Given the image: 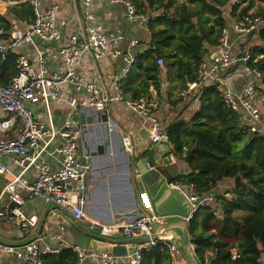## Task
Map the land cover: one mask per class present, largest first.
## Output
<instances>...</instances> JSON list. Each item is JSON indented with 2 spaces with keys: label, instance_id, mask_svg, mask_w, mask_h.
Segmentation results:
<instances>
[{
  "label": "built area",
  "instance_id": "2783aa9c",
  "mask_svg": "<svg viewBox=\"0 0 264 264\" xmlns=\"http://www.w3.org/2000/svg\"><path fill=\"white\" fill-rule=\"evenodd\" d=\"M93 0H82L85 7V26L82 32L72 33L66 41L59 46L58 54L62 58V65L49 71L46 56L50 54L51 47H38L35 38L39 37L47 42L62 40L61 31L57 25V12L59 6L52 4L45 6L44 0H16L13 3H29L34 10L35 20L22 26H15L7 38L1 36L0 53L5 57L9 50L17 49L23 44L32 43L37 49V57L31 60L26 54H19L16 59L17 73L8 85L0 82V108L10 113V118L0 122V131L5 132L12 128L5 136H0V173L5 174L8 167L4 161L6 156H13L14 163L21 170L9 180L0 194V222L10 218L15 221L19 238L29 236L37 226L39 217L28 216L22 206L27 199L41 198L44 201H54L66 207L76 219L89 223L91 228L97 229L103 235L114 237H132L149 235L152 232L150 221H157L158 217L142 214L127 224H103L91 220L89 210V176L92 164L88 159L79 155V145L83 134V125L75 117L81 108H92L95 111L107 109L113 102H122L129 109L140 115L151 131L149 139L153 142L167 136L166 127L157 115L159 102L154 97H143L138 100H127L123 95L120 81L127 77L133 69L138 53L134 49L138 40H132L127 50L120 47L122 35L106 32L98 24L93 23L95 14L90 9ZM126 6L127 17L135 20L144 17L135 4L130 0H110ZM4 0H0L3 3ZM9 3V4H10ZM145 18V17H144ZM147 21V20H146ZM264 25V16L246 15L235 24L238 34L245 36ZM143 52V51H142ZM89 54L95 60L106 57H122L124 64L118 75L108 77L115 86L112 93L107 86L90 80L81 70L79 64L83 57ZM250 53L243 57L245 71L250 74L246 86L240 92H232L226 88L225 79L221 70L231 67L240 58L232 50L228 27L222 30L219 44L215 53L201 62L197 78L189 84V90L200 92L208 84H216L221 91L225 103L232 108L240 119L241 127L252 133H264V114L258 97V80L261 73L248 65ZM163 67L164 60H158ZM66 85H72L82 96L70 95L66 98ZM27 101L40 102L50 107L51 102L66 101L68 110L63 126L56 127L47 124L27 105ZM131 132L124 136L127 150H132ZM52 143H55L52 145ZM49 156L51 160H48ZM171 157L175 160L174 156ZM53 159L57 167H53ZM34 168V178H29V170ZM177 188L191 204V214L212 208L214 215L222 217L221 202L223 198H231V191L217 194L213 192L199 193L185 185L184 178L171 184ZM7 203L2 206V202ZM15 202L10 208L9 203ZM148 208L152 210L149 205ZM43 238L57 240V246L43 244ZM169 246L172 263L186 264L182 250L175 244L173 233L161 237L149 248L158 242ZM63 248H72L78 255V264H142V250L133 254L116 256L110 252H100L89 247H80L64 237L62 232L48 230L47 235L23 245H14L0 241V252H7L14 257L34 264H42L43 256L58 253ZM233 258L239 257L238 250H232Z\"/></svg>",
  "mask_w": 264,
  "mask_h": 264
},
{
  "label": "trees",
  "instance_id": "16d2710c",
  "mask_svg": "<svg viewBox=\"0 0 264 264\" xmlns=\"http://www.w3.org/2000/svg\"><path fill=\"white\" fill-rule=\"evenodd\" d=\"M146 16L151 32L150 46L138 53L131 72L121 83L127 100L152 97L151 87L162 88L161 73L166 70L173 88H188L198 76L199 65L216 48L222 30L228 26L224 9L231 3L230 17L241 20L250 14L256 1L264 0H130ZM246 3L240 7L239 3ZM172 8L173 11L171 10ZM252 15L264 16V8ZM35 20L29 3H17L0 13L1 36L7 38L15 22ZM260 43L250 49L248 65L261 73L259 99L264 114V25L249 34ZM18 53H0V82L8 85L17 73ZM247 54H244L245 57ZM164 60L163 68L158 64ZM200 108L186 120L178 114L166 127L172 153L185 161L189 173L185 183L199 193H209L226 178L234 180L223 198L222 217L212 208L199 211L190 221V238L200 264H264V133L245 131L235 111L228 107L216 84L204 86L197 94ZM182 177L179 178V180ZM244 212V219L238 213ZM217 224V232L213 230ZM235 237V241L230 239ZM239 257L233 258V249ZM212 252L210 255L208 252ZM142 264H173L169 246L158 242L142 250ZM72 248L43 256L42 264H78Z\"/></svg>",
  "mask_w": 264,
  "mask_h": 264
},
{
  "label": "crops",
  "instance_id": "0c3cea01",
  "mask_svg": "<svg viewBox=\"0 0 264 264\" xmlns=\"http://www.w3.org/2000/svg\"><path fill=\"white\" fill-rule=\"evenodd\" d=\"M13 1L16 0H4L3 3H0V13L6 14L10 6L17 4L10 3ZM184 1L186 0H179V2ZM233 2L224 9V16L228 20L227 27L229 29L232 50L240 60L234 63L231 67L222 69L221 76L225 79V86L227 89L232 92H240L246 86L249 77L251 76L245 71V62L242 59L243 55L249 54L250 49L260 43V40L258 36H255L251 42H247L249 35L242 36L238 34L235 28V24L238 20L230 17L231 5ZM52 4H57L59 6L57 12V25L61 31L62 40L47 42L39 37L35 38V44L38 47L43 48L47 45L51 47L50 54L46 56V64L49 71H53L58 66L62 65V58L58 54L59 46L66 41L70 34L82 32L85 26V7L82 0H44L45 6H51ZM245 4L246 3L243 2L239 3L240 7L245 6ZM263 8L264 2L256 1V5L250 12L255 13ZM90 9L95 14L93 23L101 25L106 32L119 33L122 35L123 39L121 40L120 47H122L123 50H127L128 45L132 40L139 41L134 49L135 52H142L149 48L151 32L146 25V16H144L145 18L139 17L135 20H130L127 17L126 6L121 3H113L110 0H93ZM173 9L174 8L171 10L173 11ZM15 26H22V24L20 25L15 22ZM12 51L18 54H26L31 60H34L37 57V49L32 43L23 44L17 49H12ZM215 51L216 48L211 47L208 56L211 57ZM123 64L124 60L122 57H106L100 60H95L91 55L86 54L79 64V69L90 80L107 86L112 93H115V86L112 84V80L108 76L111 74L118 75ZM161 79V91L158 93L153 87H151V93L152 97L156 98L159 102L157 115L161 119L164 127H167L178 114L183 115L184 119L189 120L201 105L200 98L197 95L198 92L189 90V86L185 90H182L180 87L173 88L167 79L166 70L164 68L162 69ZM121 81L119 83H121ZM65 91L66 98L70 95L82 96V93H78L72 85H66ZM26 105L33 110L41 120L48 125L54 124L56 127L63 126L69 107L66 101L61 103L51 102L49 108L40 102L34 101H27ZM261 106L263 108L262 102ZM108 111L110 117L109 123H107V125L98 123L91 131L82 134L79 145L80 157L88 159L92 164V171L89 176L91 205L89 204L90 211L88 212V215L91 220L103 224H127L134 221V218L126 217L113 223L110 222V219H112L117 212L125 211L133 204V195L130 192L131 186H129L128 183V154L120 149V136L122 134L124 137L126 134L138 131L148 124L145 123L140 115L129 109L122 102L111 103L108 107ZM10 116V113L0 108V122L9 119ZM75 118L79 119V114H77V117ZM11 131L12 128L5 132L0 131V136H5L6 133ZM107 139L110 141V145L107 146V151L102 154H96L98 146ZM54 144L55 143H52V145ZM172 148L173 145L170 143V155L174 156L175 160H173L178 162L180 168L179 177L175 180V182H177L180 177L184 178L183 175L188 174L190 170L185 161L178 159V157L172 153ZM47 158L52 161L49 156H47ZM4 161L8 167V171L5 174L0 173V194L5 184L21 170L20 166L14 163L13 156H6ZM52 163L53 167H57V163L54 159ZM35 173V169L31 168L28 172L29 178H34ZM233 184V179L226 178L218 184L213 190V193L222 194L223 192L229 191ZM185 185L188 186L186 183ZM6 203L7 200L5 199L1 205L4 206ZM45 207L46 204L41 198L27 199L22 206L24 212L28 216L37 215L39 221ZM39 221L31 234L23 239L19 238L17 235L15 221L10 218L3 219L0 222V238L7 243L20 245L37 232ZM214 225L215 224H213V230L217 232V226ZM46 228L50 230L48 225ZM62 233L66 239L71 240L70 234ZM41 235L42 234H39V236ZM42 242L43 244H48L50 246L58 245L57 240H51L49 238H43ZM208 254L212 255L213 253L209 251ZM0 264L34 263L18 259L13 255L2 251L0 252Z\"/></svg>",
  "mask_w": 264,
  "mask_h": 264
},
{
  "label": "water",
  "instance_id": "95a60500",
  "mask_svg": "<svg viewBox=\"0 0 264 264\" xmlns=\"http://www.w3.org/2000/svg\"><path fill=\"white\" fill-rule=\"evenodd\" d=\"M79 119L84 128L83 134H86L98 123L107 125L110 117L107 109L95 111L88 107L80 109ZM131 133L132 150L126 151L122 134L120 149L128 154V183L131 186L133 204L129 209L117 212L110 222L126 217H133L135 220L144 211L151 217L153 215L158 217L157 221H150L151 234L132 237L103 235L99 230L91 228L89 223L76 219L63 205L50 200L44 201L46 207L41 215L37 232L20 245L36 239L39 234L47 235L48 225L52 231L70 234L71 241L80 247L126 256L172 232L174 242L182 250L186 264H200L189 231L190 221L196 213L191 214V204L177 188L171 185L179 177L180 168L178 162L170 155L168 136L153 142L149 139L151 131L147 126ZM109 145L110 141L107 139L98 146L96 154L107 151ZM89 204L91 205L90 197ZM15 205V202L9 203L10 208ZM149 205L152 210L148 208ZM0 241L5 242L1 238Z\"/></svg>",
  "mask_w": 264,
  "mask_h": 264
},
{
  "label": "rangeland",
  "instance_id": "374dc122",
  "mask_svg": "<svg viewBox=\"0 0 264 264\" xmlns=\"http://www.w3.org/2000/svg\"><path fill=\"white\" fill-rule=\"evenodd\" d=\"M238 216H239V218L244 219V217H245L246 215H245L244 212H239V213H238ZM214 226H217V224H215ZM235 239H236L235 237H232L230 240L233 241V240H235Z\"/></svg>",
  "mask_w": 264,
  "mask_h": 264
}]
</instances>
